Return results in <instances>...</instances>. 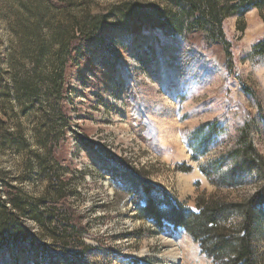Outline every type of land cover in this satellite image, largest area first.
I'll use <instances>...</instances> for the list:
<instances>
[{"label":"rangeland","instance_id":"obj_1","mask_svg":"<svg viewBox=\"0 0 264 264\" xmlns=\"http://www.w3.org/2000/svg\"><path fill=\"white\" fill-rule=\"evenodd\" d=\"M182 1L0 0V212L23 232L0 241V264H213L183 230L138 219L149 196L120 176L162 209L258 189L219 183L247 120L264 158V4L229 14L237 0H210L226 66Z\"/></svg>","mask_w":264,"mask_h":264},{"label":"trees","instance_id":"obj_2","mask_svg":"<svg viewBox=\"0 0 264 264\" xmlns=\"http://www.w3.org/2000/svg\"><path fill=\"white\" fill-rule=\"evenodd\" d=\"M66 2L67 0H51L58 7L68 6ZM182 4L185 7L187 29L203 33L207 42L221 44L226 56V66H230L231 45L221 31L218 16L220 11L216 10V5H211L210 0H203L198 4L194 0H183ZM263 4L264 0H237V6L227 4L226 8L232 14L247 8H260ZM201 8L203 11L207 9L209 14L202 12ZM255 52L257 55H264V41L255 47ZM262 123L264 125V120ZM255 131L257 129L253 119L245 121L236 129L232 147L223 155L229 166L219 183L220 187L232 189L254 183L258 185V189L252 196L238 204L198 200L195 211H189L180 204L172 207L163 198L165 208L162 209L157 208L152 201L150 187L146 183L122 172L121 179L131 185L133 197H137L138 190L149 196L144 207L137 208V218L151 219L158 227L165 224L183 230L199 244L201 253L213 264H264L263 257L259 256L260 248L264 249V158L253 145L251 134ZM215 133L216 129L213 127L199 140L201 151H205L210 135ZM202 174L210 178L207 171H202ZM12 216L14 214L5 209L0 212V241L7 247L15 248L23 232L19 227H12ZM49 220L51 218L46 221ZM64 229L68 231L71 228ZM56 235L54 234L55 239Z\"/></svg>","mask_w":264,"mask_h":264}]
</instances>
